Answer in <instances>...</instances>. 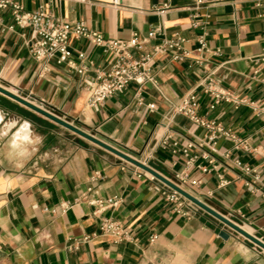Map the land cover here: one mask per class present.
Returning a JSON list of instances; mask_svg holds the SVG:
<instances>
[{"label":"crops","instance_id":"crops-1","mask_svg":"<svg viewBox=\"0 0 264 264\" xmlns=\"http://www.w3.org/2000/svg\"><path fill=\"white\" fill-rule=\"evenodd\" d=\"M18 1L26 10L49 2ZM53 9L118 39L146 35L162 24L169 35L180 32L188 39L193 56L155 58L162 92L150 83H131L91 105L83 77L65 63L53 62L51 71L38 74L29 52L32 28L8 29L14 16L6 8L0 9V85L172 180L188 173L186 191L264 241V188L253 191L233 163L240 159L256 168L264 183V19L253 1L63 0ZM202 33L212 50L202 53L206 60L199 64ZM71 46L86 50L91 69L109 66L112 55L86 39H72ZM209 78L231 91L238 104L220 100L212 108L214 97L200 85ZM191 91L197 93L199 114L231 129L250 150L236 149L220 135L216 152L193 148L197 157L187 167V157L163 147L167 134L181 147L208 136V129L173 111V103ZM165 189L139 166L0 92V264H264L259 245L201 207L191 215L179 213ZM98 197L119 202L95 213ZM103 216L120 220L130 239L115 243L99 233ZM92 233L98 234L83 241Z\"/></svg>","mask_w":264,"mask_h":264},{"label":"built area","instance_id":"built-area-1","mask_svg":"<svg viewBox=\"0 0 264 264\" xmlns=\"http://www.w3.org/2000/svg\"><path fill=\"white\" fill-rule=\"evenodd\" d=\"M61 1L63 0H49L48 4L41 5L35 10H26L18 0H0V9L10 8L12 10L14 24L9 25L8 29H13L15 25L30 26L32 28V37L28 42L29 52L38 64V74L44 76L51 71L53 62L57 64L65 63L71 70L83 77V85L89 91V103L91 105L104 103L115 94L124 92L131 83L140 86L150 83L162 92L161 83L153 69L155 58L159 55H169L173 60L184 61L193 56V50L185 46L188 39L180 32H176L172 36L169 35L166 27L162 24L152 27L146 35L139 36L137 33H133L129 39L105 37L101 31L89 27L83 20H70L57 15L53 7H58ZM251 1L259 10L258 15L264 19V0ZM201 2L202 0H197V3ZM164 6L160 10L162 13L168 7L167 4ZM197 24L196 21L192 22V26H197ZM80 38L86 39L91 46L101 48L103 53L112 55L107 68L95 67L91 69V65L87 62L86 50L75 49L71 46L72 39ZM197 40L199 45L196 51L199 52L200 57L197 58L196 62L202 64L206 60L202 53L205 51L211 52L212 49L207 45L205 33L200 34ZM214 52L218 53L219 50ZM200 85L203 86L205 92L214 97L212 108L220 100L238 104V100L233 96V93L215 87L212 78H209L208 83H205V79L202 80ZM139 102L142 103L141 98ZM148 106L153 107L154 105L149 103ZM198 108L199 100L196 91L187 93L181 97L179 102L173 103L175 113L181 114L209 130L206 138L189 141L181 147L178 140H172V135L167 134L161 142L163 147H171L174 153L181 152L187 157V167L191 166L197 157V155L191 154L193 148L206 146L211 151L216 152L217 138L220 135L232 141L236 149L250 150V145L245 140L221 123L200 115ZM203 156L208 157V154L203 152ZM233 163L246 176V184L253 191L264 188V183H262L256 168L242 162L240 159H234ZM207 170V167L203 168V171ZM144 172L152 179L157 178L146 170ZM96 174L98 175V173ZM176 178L177 180L173 181L182 187L188 181V173H177ZM191 182L194 185L199 183L198 180H191ZM222 182V184H225L227 181L223 179ZM162 183L166 187L164 191L166 198L175 204V209L179 213L191 215L198 209L197 204L163 181ZM89 190H92V188L90 187ZM94 202L98 207L95 211L97 213L117 205L119 200L98 197L94 199ZM99 233L109 235L115 243L129 240L131 237L123 223L111 216L101 218ZM97 234H87L83 237V241H88ZM155 238L154 235L151 240L154 241ZM77 242L70 247H77ZM260 249L264 252V248L260 247Z\"/></svg>","mask_w":264,"mask_h":264},{"label":"water","instance_id":"water-1","mask_svg":"<svg viewBox=\"0 0 264 264\" xmlns=\"http://www.w3.org/2000/svg\"><path fill=\"white\" fill-rule=\"evenodd\" d=\"M0 92L5 94V95H7V96H9V97H11V98H13L14 100H16V101H18L20 103L30 107L31 109H33V110L45 115L46 117H48V118L52 119L53 121L61 124L62 126L74 131L75 133L79 134L80 136H82V137H84V138H86V139H88V140H90V141H92L94 143H97L98 145H100V146L104 147L105 149L111 151L112 153L118 155L122 159H124L126 161H129V162L139 166L140 168L152 173L158 179H160L161 181H163L164 183L169 185L171 188H173V189L177 190L178 192H180L182 195H184L185 197L190 199L192 202L197 204L199 207H201L202 209H204L205 211H207L211 215L215 216L219 220H221L227 226L231 227L232 229L236 230L237 232H239L240 234H242L243 236H245L246 238H248L249 240H251L255 244H257L260 247L264 248V241L262 239H260V238L256 237L255 235L249 233L244 228H242L237 222H235L234 220H232L231 218H229L225 214L221 213L220 211L216 210L215 208L210 206L205 201L199 199L197 196L189 193L184 188L180 187L177 183H175L173 180H171L170 178L166 177L162 173L158 172L157 170H155L154 168H152L148 164L139 161L138 159L132 157L131 155L125 153L124 151H122V150L114 147L113 145L101 140L100 138H98L94 134L85 131L84 129L74 125L73 123L69 122L68 120L63 119L59 115H57V114H55V113H53V112H51V111L39 106V105H36V104L32 103L31 101L21 97L20 95H17L15 93L9 91L8 89L4 88L1 85H0ZM221 234L222 235L224 234L225 236L228 235L227 233H225V231H223Z\"/></svg>","mask_w":264,"mask_h":264},{"label":"rangeland","instance_id":"rangeland-1","mask_svg":"<svg viewBox=\"0 0 264 264\" xmlns=\"http://www.w3.org/2000/svg\"><path fill=\"white\" fill-rule=\"evenodd\" d=\"M243 237V236H242Z\"/></svg>","mask_w":264,"mask_h":264}]
</instances>
